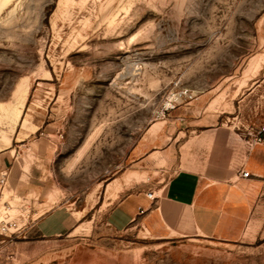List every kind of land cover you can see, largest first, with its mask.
<instances>
[{
	"label": "rangeland",
	"instance_id": "1",
	"mask_svg": "<svg viewBox=\"0 0 264 264\" xmlns=\"http://www.w3.org/2000/svg\"><path fill=\"white\" fill-rule=\"evenodd\" d=\"M262 127L264 0H0V264H264V145L214 238L106 220Z\"/></svg>",
	"mask_w": 264,
	"mask_h": 264
},
{
	"label": "crops",
	"instance_id": "2",
	"mask_svg": "<svg viewBox=\"0 0 264 264\" xmlns=\"http://www.w3.org/2000/svg\"><path fill=\"white\" fill-rule=\"evenodd\" d=\"M223 152V160L207 170L211 171L210 174L181 171L164 186L163 194H155L153 201L145 194L122 198L108 213L107 224L120 232L137 216L150 211L149 215H157L166 230L176 238H214L216 233L226 229L223 225L235 215L236 185L248 182L253 174V151L246 153L243 150L239 158L234 148L229 147ZM242 165L249 173L246 178L237 176ZM141 209L143 213H140Z\"/></svg>",
	"mask_w": 264,
	"mask_h": 264
},
{
	"label": "built area",
	"instance_id": "3",
	"mask_svg": "<svg viewBox=\"0 0 264 264\" xmlns=\"http://www.w3.org/2000/svg\"><path fill=\"white\" fill-rule=\"evenodd\" d=\"M184 95L187 94V91H184L183 93ZM170 102V101H168ZM168 103H165L163 105V112H167L169 110L170 107H168ZM171 108H174V106H172ZM257 145H264V127H262L259 131H258V134L255 136V138L251 139V140H247L246 141V146H245V151L246 153H250L254 150V148L257 146ZM237 176L238 177H242V178H246L249 176V173L247 171L244 170V165H242L238 171H237ZM145 196L153 201L155 198H156V195L155 193H152V192H148V193H145ZM144 210H140V213H143ZM8 228L3 226L1 228L2 231H5L7 230Z\"/></svg>",
	"mask_w": 264,
	"mask_h": 264
}]
</instances>
